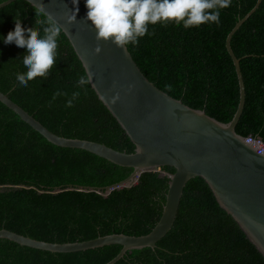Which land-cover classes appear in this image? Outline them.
Instances as JSON below:
<instances>
[{
  "label": "trees",
  "instance_id": "trees-1",
  "mask_svg": "<svg viewBox=\"0 0 264 264\" xmlns=\"http://www.w3.org/2000/svg\"><path fill=\"white\" fill-rule=\"evenodd\" d=\"M255 1L231 0L219 9L218 23L187 28L173 22L149 25L151 35L126 47L159 89L227 122L239 91L225 37ZM19 19L23 27L42 32L48 18L27 1L12 0L0 7V35ZM230 46L239 58L245 90L235 132L264 140V0L232 34ZM23 55L24 50L13 43L0 42L2 92L58 135L133 151V143L89 82L78 83L87 76L62 31L56 63L46 77L29 81L27 87L15 81V73L25 71ZM57 92L61 94L53 98ZM74 92L79 95L73 97ZM131 171L132 167L84 149L52 144L0 102V228L52 242L110 233L145 234L160 216L167 174L174 168L163 165L146 170L130 186L107 191L106 186ZM120 248L112 243L52 252L0 238V264H103ZM113 264H264V257L219 206L204 179L194 176L183 187L171 228L155 246L127 250Z\"/></svg>",
  "mask_w": 264,
  "mask_h": 264
},
{
  "label": "water",
  "instance_id": "water-1",
  "mask_svg": "<svg viewBox=\"0 0 264 264\" xmlns=\"http://www.w3.org/2000/svg\"><path fill=\"white\" fill-rule=\"evenodd\" d=\"M12 0H3L0 7ZM51 20L64 33L88 78L91 88L117 120L133 143L125 152L103 143L58 135L0 90V102L47 141L62 147L84 149L112 163L132 167L122 180L106 186H130L140 173L163 165L174 168L168 173V185L160 216L145 234L110 233L94 238L52 242L35 239L0 228V238L20 245L52 252H71L106 244H120L117 254L103 264H113L127 250L155 243L171 228L180 196L187 180L200 176L219 204L238 224L246 237L264 257V153L235 132L245 98L244 83L230 38L239 25L256 9L260 0L240 17L225 37L238 81V102L227 122L193 108L155 86L139 69L126 46L111 38L97 39L96 30L85 19L84 0H25ZM78 7V11L73 9ZM74 19L69 20V16ZM90 77V78H89Z\"/></svg>",
  "mask_w": 264,
  "mask_h": 264
},
{
  "label": "clouds",
  "instance_id": "clouds-1",
  "mask_svg": "<svg viewBox=\"0 0 264 264\" xmlns=\"http://www.w3.org/2000/svg\"><path fill=\"white\" fill-rule=\"evenodd\" d=\"M231 0H84L85 19L96 30V38L111 40L118 46L136 45L139 38L149 32V25L158 22H173L184 27L198 26L208 22H219V9L225 8ZM73 5L78 0H72ZM78 11V7L73 12ZM74 19L73 16L68 17ZM45 21H41L44 23ZM61 30L47 19L42 32L32 27H23L21 20H14L13 27L0 35V42L13 43L23 49L21 57L23 72L15 73V81L20 87H27L29 81L48 75L56 63L58 37ZM90 78V77H89ZM88 78L81 76L80 85ZM61 93L53 94V98ZM73 97L79 95L74 92ZM72 104L71 100L67 101Z\"/></svg>",
  "mask_w": 264,
  "mask_h": 264
},
{
  "label": "built area",
  "instance_id": "built-area-1",
  "mask_svg": "<svg viewBox=\"0 0 264 264\" xmlns=\"http://www.w3.org/2000/svg\"><path fill=\"white\" fill-rule=\"evenodd\" d=\"M244 139L255 148L256 152L264 153V140H262L260 137L248 135L244 137Z\"/></svg>",
  "mask_w": 264,
  "mask_h": 264
}]
</instances>
